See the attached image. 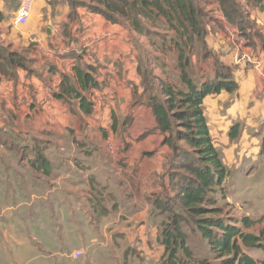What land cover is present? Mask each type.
Returning <instances> with one entry per match:
<instances>
[{
    "label": "crops",
    "instance_id": "crops-1",
    "mask_svg": "<svg viewBox=\"0 0 264 264\" xmlns=\"http://www.w3.org/2000/svg\"><path fill=\"white\" fill-rule=\"evenodd\" d=\"M49 1L32 0L29 19L16 25L21 0H0V45L27 56V69L0 72L2 257L23 264L45 252L77 264H160L158 219L164 213L155 202L174 199L177 187L149 99L164 85L183 89L180 57L188 60L196 85L213 80L220 64L231 70L237 90L203 100L209 130L233 124L258 129L264 118V8L247 7L253 27L241 31L218 17L219 5L211 0L205 7L213 8L214 19L205 21L201 42L180 37L160 15L144 22V35L127 21L112 24L84 7L70 20L65 0ZM193 1L202 11L200 0ZM159 33L165 37L156 48ZM149 52L159 53L160 66L149 61ZM78 64L94 68L98 83L79 90L93 104L89 114L78 99L55 97L63 76L79 88ZM141 67L150 72L152 89L143 85ZM257 104L259 119L235 116ZM76 252L81 256L74 258Z\"/></svg>",
    "mask_w": 264,
    "mask_h": 264
},
{
    "label": "trees",
    "instance_id": "trees-1",
    "mask_svg": "<svg viewBox=\"0 0 264 264\" xmlns=\"http://www.w3.org/2000/svg\"><path fill=\"white\" fill-rule=\"evenodd\" d=\"M65 1L71 10L70 20L74 17L77 8L84 7L101 15L112 24L127 21L133 31L147 35L144 22L160 15L166 19L169 26L176 29L180 37L186 36L187 41L192 36H196L203 42L205 35L202 11L197 9L193 0ZM216 1L224 20L241 31L253 27L248 20L247 7L264 8V0H245V6L238 0ZM56 2L51 0L49 5ZM181 27L182 31H180ZM187 63V59L179 58L180 81L183 89L164 85L160 96L149 99L157 129L163 136V145L170 150L168 165L171 185L177 187V195L174 199L156 201L155 205L162 213L173 204L195 216L218 215L221 211L217 207L210 209L201 207L214 206L216 200L210 194H216L217 191L221 193L222 184L227 178V170L208 130L207 119L203 112V100L222 91L233 93L237 90V85L232 79L231 70L220 64H216V77L213 80L196 85L186 71ZM5 66L10 69H27L26 53L12 52L9 48L0 45V72L5 71ZM139 71L143 75L145 88L152 89L153 80L150 72L145 67L139 68ZM73 73L79 88H76L75 83H72L68 77L63 76L59 92L55 97L65 101L71 98L78 99L81 109L89 114L93 104L79 90L86 92L98 87L94 78L95 70L90 66L83 67L78 64L73 67ZM238 127L235 124L230 128V138L236 137ZM179 142H182L183 146L179 145ZM179 170L185 171L188 175H179ZM179 222L175 216L166 226L161 224L164 257L160 264H178V251L183 253L187 260L191 258V251L186 243L187 237L182 232ZM195 223L200 238L207 242L210 251L221 264H264V230L260 231L259 235L245 233L243 229L253 226L249 219H241L242 227L229 224L219 217L202 218ZM244 249H257L263 256L261 259L253 258L244 252Z\"/></svg>",
    "mask_w": 264,
    "mask_h": 264
},
{
    "label": "rangeland",
    "instance_id": "rangeland-1",
    "mask_svg": "<svg viewBox=\"0 0 264 264\" xmlns=\"http://www.w3.org/2000/svg\"><path fill=\"white\" fill-rule=\"evenodd\" d=\"M200 2L203 20L214 19L213 8L206 10L205 7L211 3V0H200ZM158 35L161 38H153L156 48H159L161 39L165 37L161 33ZM151 50L152 48L150 47V52H152ZM150 52L149 61L156 66H160L162 59L159 53L150 54ZM260 109L261 106L257 104L250 108L248 114L240 113L235 116L245 118L248 115L249 120L259 119ZM262 120L259 130L257 128H248L244 124H237L239 127L235 138L229 137V131L232 126L226 127L224 125L221 129L212 127L210 130L208 128L209 133L211 132L213 135V145L227 170V178L222 184L221 193L217 191L216 194H210L216 200L214 206L204 205L201 207H206L207 209L217 207L221 212L218 215L206 214L200 217L189 214L184 209H180L179 206L173 204L167 207L163 217H160L158 221H161V224L166 226L176 216L180 221L182 232L187 237L186 243L191 251L189 260L183 253L178 251V264H221L220 260L216 259L210 251L207 242L199 236L195 223L199 219L219 217L229 224L242 227L240 224L241 219L247 218L253 223V226L249 229H243L245 233L259 235L260 231L264 230V118ZM179 145L183 146V143L179 142ZM185 150L187 151V149ZM179 175L187 176L188 174L183 170H179ZM244 252L253 258H262L263 256L257 249H244ZM6 253L1 245L0 264H16L10 262V259L2 257ZM60 262L77 264L67 257L61 258L57 256L53 258L45 252L37 253L35 257L29 258L23 264H56Z\"/></svg>",
    "mask_w": 264,
    "mask_h": 264
},
{
    "label": "built area",
    "instance_id": "built-area-1",
    "mask_svg": "<svg viewBox=\"0 0 264 264\" xmlns=\"http://www.w3.org/2000/svg\"><path fill=\"white\" fill-rule=\"evenodd\" d=\"M31 5H32V0H21L20 5L16 11V16H15L16 25H22L27 22L30 16ZM218 17L221 20H224L221 13L218 14ZM73 256L74 258H78L79 256H81V253L79 252L73 253Z\"/></svg>",
    "mask_w": 264,
    "mask_h": 264
}]
</instances>
